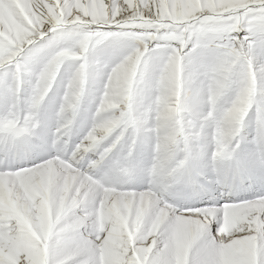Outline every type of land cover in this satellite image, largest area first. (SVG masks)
<instances>
[{
	"label": "snow or ice",
	"instance_id": "snow-or-ice-1",
	"mask_svg": "<svg viewBox=\"0 0 264 264\" xmlns=\"http://www.w3.org/2000/svg\"><path fill=\"white\" fill-rule=\"evenodd\" d=\"M0 264H264V0H0Z\"/></svg>",
	"mask_w": 264,
	"mask_h": 264
}]
</instances>
